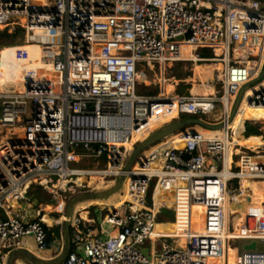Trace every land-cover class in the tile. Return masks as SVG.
Segmentation results:
<instances>
[{
	"label": "built area",
	"instance_id": "obj_1",
	"mask_svg": "<svg viewBox=\"0 0 264 264\" xmlns=\"http://www.w3.org/2000/svg\"><path fill=\"white\" fill-rule=\"evenodd\" d=\"M10 26L23 30L22 43L11 45L15 59L27 61L22 45L35 43L42 48V67L23 71L22 91L0 90V264L15 250L30 251L24 238L39 252L52 249L59 255L64 248L48 241L52 229L41 215L20 209L31 186L52 193L57 204L63 201L60 191L100 192L120 178L132 200L106 206L98 227L104 238L72 215L70 247L61 264H264V201L249 206L237 234L223 230L224 195L232 204L241 195L240 176L264 182V152L242 154L226 125L242 87L243 94L251 90L246 101L264 109V75L259 78L264 0H0V29ZM140 61L160 62L163 69L178 61L220 64L213 71L215 94H137ZM216 104L215 121L197 118L221 124L229 141L178 132L181 146L168 138L145 148L125 168L137 144L154 130L130 149L126 142L146 132L157 117H196ZM92 176L93 182L74 179ZM99 180L107 183L103 189L97 188ZM161 193L169 194L174 207L156 202ZM193 204L202 208L200 231L191 229ZM162 209L173 210L178 235L155 231ZM251 243L254 248H246ZM228 248L236 250L231 259Z\"/></svg>",
	"mask_w": 264,
	"mask_h": 264
},
{
	"label": "rangeland",
	"instance_id": "obj_2",
	"mask_svg": "<svg viewBox=\"0 0 264 264\" xmlns=\"http://www.w3.org/2000/svg\"><path fill=\"white\" fill-rule=\"evenodd\" d=\"M6 29H11V31H13L12 26H10L9 28H6ZM3 40L4 39H2V38L0 39V48L2 47ZM10 40L15 45L22 43L23 33L16 34V36ZM12 47H14V46H12ZM156 66H157V64H153L152 67H150L148 69H146L144 67H140L139 73L140 74L142 73V75H138L139 84L137 83L136 87H135V91L137 94H140V95L145 94V95H149V96L168 95L169 93L167 92V87H168L169 83L172 86L171 93L169 94L170 96L171 95H190V94L200 95V94H205L208 92L210 93V92L215 91L214 86H216V85H214L215 83H213V73H214L213 71L215 69H219L220 64L212 63V62H208V61L198 62V63L189 62V61H178L175 63H166L164 65V69H156ZM192 78H195V82L192 81ZM258 81L252 83L251 85L257 83ZM160 83H164V85H162V88H161L162 91L157 92V86ZM176 91H178V94H176ZM247 92H248V90L245 91V93H247ZM219 112H220V105L216 104L215 109L213 111H211L210 113L194 114L193 116L201 117L205 120L215 121V118L218 116ZM174 117H175L174 113L170 114V115H166V116L157 117V119L155 121H153V123H151V125L149 126V128L146 132H144L139 137L135 136V138L133 139V142H135L138 139H143L146 136V134L148 132H150L152 129H155L154 130V132H155V131L163 128L167 124H169L173 121H176L179 118H181V119L189 118L186 115H182L179 118H176L172 121H169L170 119H173ZM235 120H236V117L232 120L231 125H230V129H231L230 136L234 142L238 141L237 143L243 147V149L245 150L246 153H251L250 151H254L256 149L255 146L258 143L254 144V145H250L246 142V139H244L243 137L240 139H237L236 134L239 135V132L243 130V128H242L243 122H245L246 119L244 117L245 121L244 120L238 121L237 123L235 122ZM166 121H168V122L166 124H164ZM255 121L247 120L246 122L250 123V125H254L255 127H257L258 132H260V134H262L264 132V123L262 122V120H255ZM162 124H164V125H162ZM197 127H200V126H197ZM244 129H246L245 126H244ZM205 130H207V129H205ZM178 132L179 131L174 132V133H172L166 137H163L160 140H158L156 143H159L161 141H165L168 138L173 139V138L178 136V135L177 136L175 135ZM203 132H209V131H203ZM241 134H242V136H244L243 132ZM156 143H154V144H156ZM148 148H150V147H148ZM258 151L263 153L264 147H261L260 149H258ZM229 152L231 153L232 150L230 149ZM250 161L251 162L255 161V158H251ZM263 162H264V159H263ZM86 164H89V163H86ZM153 183H154V180L151 181V183L148 186L147 192H146V200L148 202L150 201V198H151ZM240 183H241V187H242V193H241V195H238V196L240 197V200L243 201L244 204H246L247 203L246 198L252 196V192L250 191L251 187L248 185L249 183H242L241 179H240ZM106 185H107V183H103V184L98 185L99 187H97V188L103 189V187H105ZM235 185H237V183H235ZM119 190L121 192H123L122 191L123 190L122 185H121V188ZM119 190H118V194H120ZM83 191H85V190L81 189V190H76L75 192H67V191L61 192L60 191L57 194L60 195L59 198L63 201H59L56 205H53L51 202H49V200L53 199L54 195L52 193H49L48 191H46V190H44L38 186H31L28 189L27 194L25 195L26 199L23 201H20V209H22L23 211H27V213H30V216H32V217H35V215H36L35 210H40V212L43 215L46 214V217L48 216L49 221H50L49 223H51V225H50L51 229L54 228V229H58V232H63L64 225H63V220H61V218H64L66 205L75 195H78ZM164 194L167 196L169 195L167 193H163V195ZM163 195L159 194L158 199L163 197ZM102 199H105L106 202L113 201V198H110L109 196L102 198ZM94 203L99 204L100 201L96 200ZM224 203H226V201H224ZM235 203H237V205H235L233 207L231 205V208L233 210L237 211L238 209L241 208V205L237 201H235ZM46 204H49L51 207L48 211H44L42 209V207ZM89 206L92 207L93 204H91ZM106 206H108V205H106ZM243 208H244L243 210H245V212L238 219L237 222H233L232 224H230L231 226L227 223V225L230 227V229L226 232H228L229 234L231 231L239 230L241 223H243L244 216H245L246 211H247V207H243ZM89 209H91V208H89ZM94 209H95L94 211L96 212V214L100 218L102 215V212H101L102 207L95 205ZM76 213H77V211L74 208L73 215H75ZM160 214H161V217H159V220L157 222V224H159V226L160 225L163 226L166 223H170L169 225L172 226L171 228H173L175 226V222L173 221V210L162 209ZM160 220H161V222H160ZM55 221H58V222L56 223ZM202 221H203L202 219L199 220L197 224H195L191 227V229L192 228L199 229L200 227H202L203 226ZM162 228H164V227H162ZM22 240L24 243L28 242L27 238H24ZM167 242L172 243V240L168 239ZM235 245L240 250L243 248V241H241V240L237 241L235 243ZM149 246H150L149 242L145 241L143 247H145L146 252H148ZM159 246H160V242L158 241L157 246H156L157 250H159ZM29 252L41 260H50V259H47L48 256H46L45 252H39V251H29ZM230 255L233 256L232 250H231ZM14 264H31V263H29L28 261H26L23 258H17L15 260Z\"/></svg>",
	"mask_w": 264,
	"mask_h": 264
},
{
	"label": "bare ground",
	"instance_id": "obj_3",
	"mask_svg": "<svg viewBox=\"0 0 264 264\" xmlns=\"http://www.w3.org/2000/svg\"><path fill=\"white\" fill-rule=\"evenodd\" d=\"M22 47L25 48L29 54V58L27 59V61H24V62H20V61H17L15 59L14 54H13L15 51V46L14 47L4 46V47L0 48V90H5V89H7V87L13 86L15 91H18V92L22 91L23 83H21V79L23 76L22 75L23 71L25 69H29V68L37 69L39 67H42V63L40 62V56L42 53L41 52V49H42L41 46H39L35 43H25L22 45ZM153 64H157L156 69H163L161 63L157 62V61H140V62H138L139 68L144 67L146 69L152 67ZM138 74H139V72H138ZM46 75L52 77V73H46ZM137 77H138V75H137ZM138 84H139V79H138ZM250 92H251V90H249V89H248L247 93L244 92L242 100L238 105V109L232 117V120L236 117V120H235L236 123L238 121H243L244 117L246 120H252V119L253 120H262V122L264 123V109L261 107L252 106L246 101V98L248 97ZM214 94H215V91L210 92V93L208 92L205 94H200V95L190 94V96H192V97H198V96L210 97ZM143 95H145V94H143ZM165 96H170V95L168 94ZM171 96L178 97L179 95H171ZM186 106L187 105H183V108ZM194 106H197V104H195ZM176 118H177V115L175 114V117L173 119H170L169 121H172ZM232 120L230 122L226 123V125L228 126L229 129H230V125H231ZM167 122L168 121H166L164 124H166ZM164 124H162V125H164ZM196 126H198V125H193V126L187 125L186 131H190L191 129H193V130H195V132L199 133L204 138L220 137V138H224L225 141H229L228 138L226 139V136L224 134L225 128H224V131H223V129L219 128V129H207V130H211L212 132L211 131L203 132L202 130L198 129ZM204 129H206V128H204ZM153 130H155V129H152L151 131H153ZM230 131H231V129H230ZM134 138H135V136H133V138L131 139L130 142H126V144H125L129 149L134 144V142H133ZM182 141H183V136H177V137L171 139L170 143L174 144L176 146H181L183 143ZM241 153L242 154L246 153L243 148L241 149ZM229 158H230V162H229ZM240 161H242V160L240 159ZM240 161H239V163H240ZM227 162H228V164H231L230 153L228 155V161L226 158V163ZM228 164H227V166H229ZM226 173H228V172H226ZM74 179L76 180L77 183H79L83 179H86L88 182L95 181L94 180L95 177H93V176L92 177H86V178L77 177V179L76 178H74ZM240 179H241L242 183H249L248 185L251 187L250 191L252 192V196L249 198V201L246 204L241 205V208L238 209L236 213L232 214V216H230L231 223L237 222L238 219L244 214L245 210H243L244 209L243 207H247V209L249 208V206H256L257 207L264 201V182L263 181L252 180L248 177V175L247 176L241 175ZM100 183H102L101 180H99L98 184H100ZM116 192H118V191H115L111 195L115 194ZM97 199H102V198H95V200H97ZM88 200H90V199H88ZM127 200H132V197H126L125 199H121V200H118L116 202H112L108 206L110 208L118 207L121 204H123L124 202H126ZM84 201H86V200H84ZM164 201L167 202V204H169L170 207H174V205L172 204L173 202H172L171 198L169 197V195L167 196L164 194L163 197H161L160 199H158V198L156 199L157 203H161ZM230 204L232 205V207L237 205V203H235V202L233 204L232 203H230ZM12 206H13V208H16L17 204L15 202H13ZM191 209L197 210L198 213L200 214V215H197L198 216L196 219V224H197L199 221V218L203 217L202 208L198 204H193V205H191ZM35 212L43 217V214L40 212V210H35ZM64 218H65V214H64ZM173 221L176 224L174 216H173ZM202 224H203V221H202ZM156 228H157V223L155 224V231H156ZM202 228H203V226L200 227L199 229L192 228V230L200 231ZM234 231L236 233H238V230H234ZM28 243H30V242H28ZM28 249L30 251H35V249H33L32 245H29ZM231 250H234V249H230V248L227 249L229 259H231V257H233L236 253L235 252L234 255L231 256L230 255ZM213 262H215V261H213ZM213 262L210 261V263H213Z\"/></svg>",
	"mask_w": 264,
	"mask_h": 264
},
{
	"label": "water",
	"instance_id": "obj_4",
	"mask_svg": "<svg viewBox=\"0 0 264 264\" xmlns=\"http://www.w3.org/2000/svg\"><path fill=\"white\" fill-rule=\"evenodd\" d=\"M264 75V67L261 71V74L259 76V78H261ZM245 89V87H242L236 97V100L234 102V105L232 107L230 116H229V120L232 119L233 115L235 114L239 101L241 99V96L243 94V90ZM190 125H198L201 126L203 128L206 129H219L221 128V124H211L208 123L200 118L197 117H189L186 119H180V120H176L173 121L169 124H167L166 126H164L163 128L151 133L148 137H146L142 142H140L139 144H137V146L135 147V149L131 152V154L128 157L127 163L125 165V168L128 169L131 164L133 163V161L139 156V154H142L143 150L151 145H153L154 143H156L158 140H160L163 137H166L174 132H181L182 134L186 135L187 133H191L194 134L195 130L191 129L190 131H186V126ZM123 179L120 178L118 179L115 184L110 187L109 189L100 191V192H86V193H80L78 195H75L66 205V209H65V220H64V248L62 250V252L58 255V257H56L55 259L52 260H41L38 257L34 256L32 253H30L27 250L24 249H19V250H15L13 252H11L6 260V264H14L15 260L17 258H23L26 261H28L31 264H61L62 261L65 259L68 251H69V247H70V237H69V225H70V219L73 215V210L75 208V206L79 203L82 202L84 200H88V199H95V198H105L110 196L112 193H114L115 191H118L121 188ZM49 202L56 204V200L51 199L49 200ZM246 248H254V243H251L249 245L246 246Z\"/></svg>",
	"mask_w": 264,
	"mask_h": 264
},
{
	"label": "crops",
	"instance_id": "obj_5",
	"mask_svg": "<svg viewBox=\"0 0 264 264\" xmlns=\"http://www.w3.org/2000/svg\"><path fill=\"white\" fill-rule=\"evenodd\" d=\"M207 131H211V130H207ZM149 133V132H148ZM148 133L146 134V135H148ZM244 139H245V137H243ZM238 142V141H237ZM263 146V145H262ZM264 147V146H263ZM227 161H228V157H227ZM227 164H228V162H227ZM77 179V178H76ZM82 181V180H81ZM80 181V182H81ZM256 181H258V180H256ZM80 182H79V184H80ZM162 195H163V193H161ZM129 195H130V193H129ZM158 196H159V194L156 196V199L158 198ZM161 196V195H160ZM130 197H131V195H130ZM95 200V199H94ZM99 200V199H98ZM234 200L235 201H237L240 205H244V203H241L240 202V197L238 196V195H236V197L234 198ZM224 201H226V203H224L223 202V212H224V216H223V227H224V229L223 230H225V233H227V236H231V235H233V234H237L235 231H231L230 232V234L228 233V232H226V231H228V225H227V223L230 225V224H232L231 223V220H230V216H232V214H234V213H236L237 211H235V210H233L232 208H231V204L229 203V202H227V198H226V194L224 195ZM112 202H116V201H111V202H107L105 205H98V204H95L94 202H84V201H82V202H79L76 206H75V210L77 211V213L76 214H78L83 220H85L86 222H88L93 228H94V233L96 234V235H98V236H100V237H105L106 236V234L105 233H100L99 232V229H98V227H99V223L101 222V219H102V217H103V215H104V213H105V211H106V205H109L110 203H112ZM91 204H93V206L92 207H90L89 205H91ZM96 206H101L102 207V210H101V212H102V215H101V217L99 218V216L96 214V212L94 211L95 209H94V207H95V205ZM51 207H50V205L49 204H46V205H44L43 207H42V209L44 210V211H48L49 209H50ZM89 208H91V209H89ZM190 209H191V207H190ZM197 215H200L199 213H198V211L197 210H194V209H191V217H190V221H191V227L193 226V225H195L196 224V219H197ZM43 219H44V221H46L47 223L48 222H50L49 221V218H48V216L46 217V214H44L43 215ZM64 218H61V220H63ZM203 220V217H200L199 218V220ZM228 221V222H227ZM171 222V221H170ZM49 224H51V223H48V225ZM162 227H164V228H162ZM172 226H170L169 225V223H166V224H164L163 226L162 225H160L159 226V224H157V228H156V232L158 233H161V234H165V235H168V236H174V235H178V233H179V229L177 228V224H175V226L173 227V228H171ZM55 231L56 233H53L52 232V236H53V238L52 239H54V245L56 246V245H62V244H64L65 243V241H64V230H63V232H58V229H52L51 231ZM239 231V230H238ZM28 239V242H30V243H28V242H26L27 243V247H29V245H31V239L30 238H27ZM178 243L180 244V245H184V239L183 238H180L179 240H178ZM34 249V248H33ZM43 252H45V254H46V256H48V258L47 259H50V260H52V259H55L56 257H58V255H57V253H56V251L55 250H52V249H48V250H46V251H43ZM236 252V250L234 249V250H232V255H234V253ZM48 254V255H47ZM213 264H218V262L217 261H215Z\"/></svg>",
	"mask_w": 264,
	"mask_h": 264
},
{
	"label": "trees",
	"instance_id": "obj_6",
	"mask_svg": "<svg viewBox=\"0 0 264 264\" xmlns=\"http://www.w3.org/2000/svg\"><path fill=\"white\" fill-rule=\"evenodd\" d=\"M22 29L20 28H17L13 31H9L8 29H0V39H4L3 40V44H2V47L4 46H11V45H14V43L10 40V39H13V37L16 36V34H21L22 33ZM9 39V40H8ZM202 55L203 56H210V52L208 50H203L202 51ZM138 75H142V74H138ZM192 81L195 82V78H192ZM162 85H164V83H160L158 86H157V92H160L162 91ZM171 90H172V86L171 84L169 83L168 87H167V92L170 94L171 93ZM176 94H178V91H176ZM197 127V126H196ZM198 129L202 130V131H207L205 130L203 127H197ZM243 130H244V122H243ZM245 135L242 136V131L239 132V135L236 134V137L237 139H240L242 137H245L246 139V142L250 145H254V144H257L255 146V150H257L258 148H261L264 146V132L262 134H260V132H258L257 130V127H255L254 125H250V123L246 122L245 124ZM233 141V139H232ZM233 143H236L237 145H239L237 142H234ZM263 144V146H262ZM240 146V145H239ZM229 162H230V158H229ZM229 165V164H228ZM31 190V189H30ZM120 191V190H119ZM110 198H113V201H118V200H121V199H125L126 197H130L129 195V192L125 189L123 192L120 191V194H118V192H116L115 194L109 196ZM98 200V199H97ZM95 202L96 200H93V199H90V200H86L84 202ZM98 201H100V203L98 205H105L107 202L105 201V199H99ZM241 203H244L243 201L240 200ZM49 223V222H48ZM170 224V223H169ZM51 225V224H49ZM53 233H56L54 230L53 231H48L47 232V237H48V241H50L52 238H53ZM69 233H70V227H69Z\"/></svg>",
	"mask_w": 264,
	"mask_h": 264
}]
</instances>
